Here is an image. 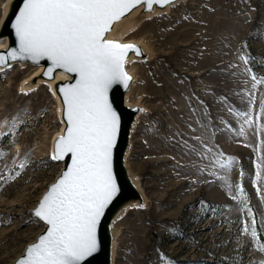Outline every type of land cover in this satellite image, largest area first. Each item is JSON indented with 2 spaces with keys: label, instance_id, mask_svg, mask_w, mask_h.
I'll use <instances>...</instances> for the list:
<instances>
[{
  "label": "rangeland",
  "instance_id": "obj_1",
  "mask_svg": "<svg viewBox=\"0 0 264 264\" xmlns=\"http://www.w3.org/2000/svg\"><path fill=\"white\" fill-rule=\"evenodd\" d=\"M123 39L152 52L133 61L131 86L139 87L130 100L147 110L126 159L150 205L130 207L115 221L113 264H264V180L257 177H264V82L253 88L251 78H264V0H183ZM162 56L194 77L186 95L204 124L175 116L155 97ZM33 69L13 64L0 71V264H11L42 229L31 209L61 166L51 158L61 129L55 96L45 82L20 89ZM249 118L252 127L244 123ZM228 157L235 158L230 170L216 165ZM237 186L246 201L233 199Z\"/></svg>",
  "mask_w": 264,
  "mask_h": 264
},
{
  "label": "snow or ice",
  "instance_id": "obj_2",
  "mask_svg": "<svg viewBox=\"0 0 264 264\" xmlns=\"http://www.w3.org/2000/svg\"><path fill=\"white\" fill-rule=\"evenodd\" d=\"M141 2L151 8L153 2L167 4L170 0H24L16 17L19 48L0 54V63L47 58L52 64L49 73L60 68L79 77L60 90L67 129L58 138L53 156L63 159L71 154L72 163L35 210V215L48 225L46 234L27 248L18 264H83L97 251V225L117 191L112 153L119 117L109 102L108 91L117 82L127 86L131 77L124 71L125 50L134 47L108 40L105 34L113 21ZM240 58L248 62L246 57ZM251 78L255 82L253 88L264 82V78L257 79L255 75ZM254 100L255 97L250 102ZM261 107L264 111V101ZM244 123L252 127L253 122L249 118ZM234 159H217L215 163L230 170ZM257 177L264 180L260 173ZM228 187L231 189L232 185ZM237 189L240 197L233 199L246 201L244 190L239 186ZM244 208H248L246 202ZM248 214L252 215L250 209ZM244 231H248L246 227ZM251 236H257L255 228ZM260 250L264 251V244Z\"/></svg>",
  "mask_w": 264,
  "mask_h": 264
},
{
  "label": "water",
  "instance_id": "obj_3",
  "mask_svg": "<svg viewBox=\"0 0 264 264\" xmlns=\"http://www.w3.org/2000/svg\"><path fill=\"white\" fill-rule=\"evenodd\" d=\"M180 1L183 0H170L167 4H156L153 2L151 8H149L146 3L141 2L135 7H131L119 19L113 21L110 25L109 31L105 34L108 40L134 46L132 49L125 50L124 71L129 77H131V79L128 81L127 86H125L123 82H117L114 83L108 91L109 102L119 117V130L112 153V173L115 177L117 191L115 196H113L112 200L104 209V213L100 218V223L97 225V251L88 257L83 264H113V221L118 215L130 207V205L139 207H148L150 205V200L142 193L126 165V159L129 154L128 151L131 148V132L134 128L137 116L143 110V106L140 103H128L126 92L128 91L134 77L133 74L127 70V62L131 59L147 60L150 59L152 55L151 51L145 47L142 42H134L133 40L123 39V37L126 33L137 27L141 21L149 15L156 12H165L170 5ZM5 5V13L0 26V36L5 35L7 37V43L5 47L0 48V54L6 55L9 50H18L19 48V39L15 34L14 24L16 17L24 7V0H7ZM13 64L41 66L36 74L26 80H22L20 87L28 90L34 86H38L41 82H47L50 85L51 92L59 103L58 114L61 121V129L60 133L55 135L52 143L51 158L53 159V156L56 154L57 140L60 136L66 133L67 129L65 116L66 106L64 105L63 95L60 90L68 85L74 84L79 77L76 73H68L60 68H55L49 73L48 70L52 68V64L47 58H43L39 61H33L27 58H18L16 60L9 59L6 63H0V68H6ZM146 110L147 109L145 108L144 111ZM53 160L60 162L61 166L59 171L42 192L36 205L31 209V214L43 223V227L35 238L25 245L22 252L11 264H18L19 260L26 256L27 248L30 245L37 243L41 235L46 234L48 225L35 215V210L39 207L41 200L50 190L51 185L61 178L62 174L72 163L71 154L65 155L63 159Z\"/></svg>",
  "mask_w": 264,
  "mask_h": 264
},
{
  "label": "bare ground",
  "instance_id": "obj_4",
  "mask_svg": "<svg viewBox=\"0 0 264 264\" xmlns=\"http://www.w3.org/2000/svg\"><path fill=\"white\" fill-rule=\"evenodd\" d=\"M7 2V0H6ZM5 2V4H6ZM176 4V3H175ZM6 6V5H5ZM171 7V5L167 8V10ZM166 10V11H167ZM165 11V12H166ZM158 13L160 12H156L152 15H149L148 17L150 16H153V15H158ZM129 40H133L134 42H139V41H135L134 39H129ZM0 48H3L6 46V43H7V37L5 35H1L0 36ZM141 42V41H140ZM147 47V46H145ZM181 51V50H180ZM175 52V51H174ZM152 53V52H151ZM173 56H175L173 54ZM164 57L163 61L159 64V67L157 68L156 72L154 73V87H153V93L155 95L156 98L160 99L163 103H166L167 107L169 108V110L177 117L181 118V119H185V120H188L187 122H191V124H194L196 125L197 122H199L200 124H204L205 121L203 119L199 120L198 121V112L196 111L195 109V101L193 99H191L190 97H188L186 95L187 91L189 88L192 89V84H193V78L192 77H189L185 72H180L176 67L175 65L173 64L172 60L170 59V57H167V56H162ZM175 58V57H174ZM136 60V59H131L127 62V70L129 72H131L133 74V81L132 83L134 82L135 78L137 77V74L136 72L134 71V64H133V61ZM176 63V62H175ZM200 63V62H199ZM21 65V64H19ZM185 65V64H184ZM196 65H198L196 63ZM197 67V66H195ZM194 67V68H195ZM41 66H35L34 65V69L31 71V73L24 78V80L28 79L29 77H31L32 75L36 74L39 70H40ZM5 68H0V71L3 70ZM192 79V80H191ZM196 82V81H195ZM42 83V82H41ZM44 83V82H43ZM47 83V82H45ZM131 83V85H132ZM48 84V83H47ZM49 85V84H48ZM129 87L128 91L126 92V97H127V100H128V103H131V104H135V103H140L142 106H143V110L139 113V115L137 116V120L134 124V128L132 130V132L134 131L135 127H136V124L139 120V117H140V114L142 112H144V109L146 108L145 104L143 102H140V101H132L130 100V93L133 91H136L137 90V86L134 85V86H131ZM37 87V86H36ZM35 86L32 87L33 88H36ZM139 87V86H138ZM49 88H50V85H49ZM22 91H26L27 89H23V88H20ZM140 89V88H139ZM29 90V89H28ZM143 90V89H142ZM51 91V89H50ZM138 92V90L136 91ZM141 92V90L139 91ZM143 93V92H141ZM53 94V93H52ZM138 95V94H137ZM57 100V99H56ZM57 104H58V107H59V103L57 101ZM165 107V108H167ZM167 108V109H168ZM147 109V108H146ZM166 109V110H167ZM200 111V110H199ZM167 114V113H166ZM213 115V114H212ZM211 115V116H212ZM205 116V115H204ZM165 118V117H164ZM205 118V117H204ZM213 118V117H211ZM172 119V117H171ZM177 119V118H175ZM176 121V120H175ZM212 123V122H211ZM190 124V123H189ZM200 127V126H198ZM194 128V127H193ZM202 128V127H201ZM200 128V129H201ZM199 129V128H198ZM192 130V128H191ZM131 132V133H132ZM206 132V131H205ZM208 132V131H207ZM60 131H58L56 133L59 134ZM193 133V132H192ZM208 134V133H207ZM212 136V134H210ZM210 136V137H211ZM131 137H132V134H131ZM192 139V138H191ZM199 141V140H198ZM209 142V141H208ZM213 142V141H212ZM210 142V143H212ZM132 144V143H131ZM131 149V148H130ZM129 149V151H130ZM128 151V152H129ZM126 165L128 166L127 164V161H126ZM129 168V166H128ZM129 171L131 172L133 178L135 179L137 185L139 186V188L141 189L142 193L144 194V190H143V186L141 185V182L139 181V179L136 177V175L133 174V172L131 171V169L129 168ZM134 205H130V207H133ZM128 207V208H130ZM127 208V209H128ZM126 209V210H127ZM125 210V211H126ZM123 211L120 215H118L116 217V219L113 221V224H112V230L114 232V238H113V243H114V251H113V263H114V259H115V254H116V245H115V236L117 233V229L115 227V221L125 212Z\"/></svg>",
  "mask_w": 264,
  "mask_h": 264
}]
</instances>
